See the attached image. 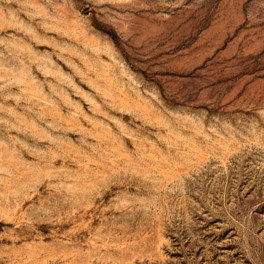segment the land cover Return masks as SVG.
<instances>
[{"label": "rangeland", "instance_id": "1", "mask_svg": "<svg viewBox=\"0 0 264 264\" xmlns=\"http://www.w3.org/2000/svg\"><path fill=\"white\" fill-rule=\"evenodd\" d=\"M0 264H264V0H0Z\"/></svg>", "mask_w": 264, "mask_h": 264}]
</instances>
